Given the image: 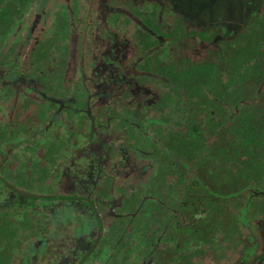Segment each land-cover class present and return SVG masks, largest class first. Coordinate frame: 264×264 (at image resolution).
<instances>
[{"label":"flooded vegetation","instance_id":"af4514ba","mask_svg":"<svg viewBox=\"0 0 264 264\" xmlns=\"http://www.w3.org/2000/svg\"><path fill=\"white\" fill-rule=\"evenodd\" d=\"M234 3L0 0V36L16 37L0 43V264H264V114L237 158L253 182L210 156L173 165L169 146L209 132L191 72L248 24L252 85L218 101L264 112V0Z\"/></svg>","mask_w":264,"mask_h":264},{"label":"trees","instance_id":"16d2710c","mask_svg":"<svg viewBox=\"0 0 264 264\" xmlns=\"http://www.w3.org/2000/svg\"><path fill=\"white\" fill-rule=\"evenodd\" d=\"M253 25L248 24V27L245 26L241 34L244 39H247L246 44L238 46L236 45V41L233 43L229 41L227 43L224 42V45H226L223 51H218L216 45V48L210 51L212 55L211 59L216 62L205 66L199 64L194 66L191 77L194 81V88H196L199 93L197 108H202L201 105H207L208 119L211 120L212 124L209 127V132H206L204 129V124H197L194 130L186 131L180 129L174 133L175 135H170L172 138L169 142V146H171L170 149L176 151L178 155L177 159H173V165L175 163H180L187 167L189 161L192 167L203 169L206 165V157L210 156L211 160L219 165L227 161L225 165L227 168L230 166L237 171L234 175L238 180L241 177L243 179L245 178L247 182H253V174L242 172L240 168L242 164L238 165L239 160L237 158L240 156V150L244 151L250 158L254 155L258 147L251 144L255 142L251 139V136H256L254 126L257 123L255 121L257 114H264V112H260L255 108H244L242 113H240V111L236 113L233 110L224 111L223 108L219 106L218 101V99L223 97L224 93H232L233 96L237 97L240 95L239 90L242 91L245 87L252 85V73H250V68L253 49L251 39L254 33H256ZM227 34L228 36L231 35V33ZM258 35L263 41L264 29L258 27ZM227 102L232 103V99H229ZM51 103L54 102L52 101ZM220 115L222 117L225 116V118L226 115H228L227 119L231 121L225 129H223V124L214 123L215 118H220ZM234 136L236 138H234ZM208 139H213L214 141L209 142ZM261 144L262 140L259 141L258 146ZM165 158L167 159L168 156L165 155ZM257 176L261 177L258 173ZM206 203L208 206L217 205L213 197H208ZM57 209L59 208H55L53 212L59 213ZM66 209L67 211L70 210L68 207ZM63 210L64 208L60 209V211ZM66 217H70V215L67 214ZM57 224L59 223L57 222ZM8 225L10 224L3 222L4 228L0 226L1 232L9 234L7 233L8 231L5 230ZM6 246L9 247V244ZM33 251L36 253H33ZM33 254L38 255L39 251L29 249V259H25V263L30 262ZM0 258H7V256L0 251ZM33 264H36V262Z\"/></svg>","mask_w":264,"mask_h":264},{"label":"rangeland","instance_id":"374dc122","mask_svg":"<svg viewBox=\"0 0 264 264\" xmlns=\"http://www.w3.org/2000/svg\"><path fill=\"white\" fill-rule=\"evenodd\" d=\"M229 2L231 5H235L234 0H229ZM227 5H228V2H227ZM8 29H9L8 32H3L2 35L0 36V43L9 44L11 40H14L16 38L12 34V29L11 30H10V28H8ZM14 33H16V32L14 31ZM68 91H70V90H68ZM52 111H53V108H51L49 111H47L45 116L43 117V120H52V113H51ZM9 124H10V122H9ZM8 141H14V145H16V144H20L22 142H25V138H23V137L12 138L11 137ZM9 247H10V245H9Z\"/></svg>","mask_w":264,"mask_h":264}]
</instances>
